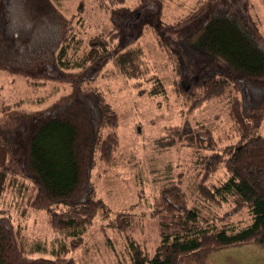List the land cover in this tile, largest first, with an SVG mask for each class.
Masks as SVG:
<instances>
[{
	"label": "trees",
	"instance_id": "obj_1",
	"mask_svg": "<svg viewBox=\"0 0 264 264\" xmlns=\"http://www.w3.org/2000/svg\"><path fill=\"white\" fill-rule=\"evenodd\" d=\"M126 1L100 0V5L111 10ZM228 4L225 0L204 22L199 40L236 75L257 80L247 82L252 87L249 94L260 93L264 48L240 14L224 8ZM150 7L159 9L153 2ZM63 17L53 0H2L0 65L5 69L26 66L47 54L52 58L51 70L61 73L84 72L112 62L124 76L141 84L149 73L148 63L141 47L125 44L122 26L96 33L80 52L83 39L72 27L68 29L70 23ZM219 74L204 78L193 106L226 100L238 138L221 148L213 130L200 125L188 131L170 126L155 139L156 147L168 150L183 138L200 152L197 202H190L183 192L182 173L160 188L152 204L160 242L152 254L129 233L132 213L119 212L110 225L126 234L131 264H184V255L202 248L264 246V97L254 99L230 76ZM164 88L157 78L150 91L157 94ZM4 120L11 125L3 127ZM119 123V113L98 89L77 90L68 100L35 112L24 111L20 100L0 106V264H76L65 256L69 248L64 239L53 248L55 258L28 254L27 232L16 223L12 208L20 209L23 216L44 210L52 230L81 237L104 207L96 196L93 169L96 157L105 162L115 158L120 148ZM220 168L224 174L215 181L211 176ZM225 204L232 209H225ZM243 211L250 221H234Z\"/></svg>",
	"mask_w": 264,
	"mask_h": 264
},
{
	"label": "rangeland",
	"instance_id": "obj_2",
	"mask_svg": "<svg viewBox=\"0 0 264 264\" xmlns=\"http://www.w3.org/2000/svg\"><path fill=\"white\" fill-rule=\"evenodd\" d=\"M155 1L127 0L109 10L100 5V0H53L59 13L68 19V29L72 27L76 36L83 39L80 52L96 33L122 26L125 44L141 47L148 63L149 73L141 84L124 76L112 62L94 65L84 72L75 69L65 73L51 70L49 54L26 66L5 69L0 65V106L20 100L24 111L35 112L68 100L77 90L98 89L120 116L117 128L120 148L115 158L105 162L96 157L93 169L96 196L103 200L104 207L98 210L81 237H67L68 230H52L44 210H31L23 216L20 209L12 208L16 223L27 232L30 255L55 258L53 248L58 247L59 239H64L69 248L65 256L76 264H131L126 234L110 225L123 210L133 215L130 235L152 254L160 242L157 219L152 215L154 198L163 185L182 173V190L190 202L196 203L200 157V152L187 146L183 138L168 150L156 147L155 139L165 135L170 126L188 131L203 125L213 130L221 148L236 141L238 136L226 100L193 106L209 74L221 72L237 82L247 95L258 100L264 97V89L249 94L252 87L247 82L252 79L236 75L199 40L204 22L223 7L225 0ZM226 1L229 4L224 8L238 12L264 48V0ZM151 2L154 6L157 3L159 9H152ZM157 78L165 88L163 92L151 94ZM9 125L10 120L2 123L3 127ZM261 128L264 132V125ZM221 169L212 179L218 181L223 176ZM224 208L232 209L228 204ZM234 221L249 222L250 215L243 211L235 215ZM181 261L184 264H264V246L249 243L221 249L202 248L184 255Z\"/></svg>",
	"mask_w": 264,
	"mask_h": 264
}]
</instances>
